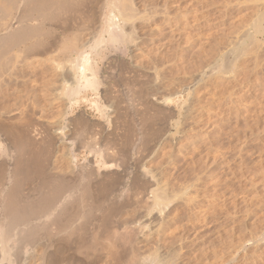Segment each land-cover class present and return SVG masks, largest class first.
I'll return each instance as SVG.
<instances>
[{
	"label": "rangeland",
	"instance_id": "374dc122",
	"mask_svg": "<svg viewBox=\"0 0 264 264\" xmlns=\"http://www.w3.org/2000/svg\"><path fill=\"white\" fill-rule=\"evenodd\" d=\"M82 2L46 25L56 59L0 61L4 126L51 131L48 172L81 171L63 175L88 189L78 211L92 217L75 221L82 236L28 247L24 264H45L46 249L48 264H264V0ZM74 40L91 86L69 58ZM6 135L0 180L16 155Z\"/></svg>",
	"mask_w": 264,
	"mask_h": 264
},
{
	"label": "bare ground",
	"instance_id": "6f19581e",
	"mask_svg": "<svg viewBox=\"0 0 264 264\" xmlns=\"http://www.w3.org/2000/svg\"><path fill=\"white\" fill-rule=\"evenodd\" d=\"M82 1H84V0H0V61L2 60L1 64L3 65V62H5V61H3L4 58L10 59V60L13 58V56L10 55V53L13 50H16V51L18 50L17 53L22 52V53H20V56H21V54H23V58H30V57L32 58V56H35V57L36 56H42L44 54H50L51 52H54L55 49H51L52 47L51 48L49 47L48 42L46 40V38L50 36V30L48 28H46V25L47 24L52 25L54 22H58V21H61V25L62 24L65 25L64 22H66L65 21L66 19L61 20V16H63L62 14L63 13L66 14V12L68 13L70 10L72 11L73 9L77 8L78 5L81 6L80 4L83 3ZM91 1L95 4L97 2H100V0H91ZM92 2H91V4H93ZM101 3L102 2H100V4ZM108 3H109V1H108ZM84 4L85 3H83V5ZM95 4H93V5H95ZM97 5H98V3H97ZM99 9H101V8H99ZM102 10H100V11H102ZM76 11H74V12H76ZM100 11H98V12H100ZM80 14H81V12H80ZM80 14L79 13L77 14L78 17ZM100 17H101V14H100ZM76 18H77V16H76ZM76 18L74 17V19H76ZM70 19H73V17L70 16ZM95 19H96V17H95ZM89 20H91V22H92V19H89ZM32 21H35L36 23H31ZM94 23H90L89 26L92 28ZM97 24H99V23H97ZM105 25H104V23L102 24V26H105ZM102 26H101V28H103ZM107 26H108V24H107ZM96 27H97V25H96ZM98 27H97V29L99 30ZM258 27L259 26H256V30ZM106 31L109 33V30H106ZM96 34L100 35V33H97V30H96ZM89 35H91V34H89ZM96 36H94V37H96ZM93 40H94V38H93ZM95 40H97V39H95ZM70 42H72V41H70ZM73 42L77 43L78 41L74 40ZM95 42L92 44H96ZM56 43H57V41H56ZM79 43H77L79 46V47L77 46V48H76L77 50H74L73 48H75V47L71 46V48L73 47L72 53H74V56L69 57V58H72L73 59L72 63H75L77 65L76 66L75 64H72L73 66L74 65L76 66L75 70H78L80 72V74L82 76L81 79L85 78L86 82L84 84L86 85V83H87V86H88V84H89V86H91V83H94V80H95L94 75L92 74L91 77L86 78V75H85V70H86L85 67L86 66L85 65H86V63H87V65H89V58H87L85 55V49L80 47L83 45H85V46H87V45L82 44V43H81L82 45H80ZM88 46H89V43H88ZM90 46H91V44H90ZM54 47L55 46L53 45V48ZM65 47L66 46H64V48ZM66 48H68V47H66ZM78 48H80V49H78ZM68 49L70 50V47ZM63 51L65 52L66 49H64ZM73 51H75V52H73ZM48 52H50V53H48ZM64 52H61V53L64 54ZM17 53H16V55H17ZM54 53H51V55L53 56ZM70 54H69V56H70ZM51 55H50V57H51ZM17 56H19V55H17ZM65 57H66V55H65ZM51 58H50V60H51ZM66 58H68V57H66ZM72 59H70V61H72ZM22 60H24V59H22ZM73 66H72V68H73ZM0 68H1V66H0ZM2 68H4V65ZM72 68H71V70H72ZM77 83H78V81H77ZM96 83L98 84V82H96ZM93 86H94V84H93ZM95 86H97V85L95 84ZM15 87L12 86L13 89ZM76 87L78 88V86H76ZM76 87L73 88V92H74V89L77 90ZM0 93H2V91ZM13 94H15V93L13 92L12 95ZM3 96H4V94H3ZM3 96H0V97H3ZM0 101L2 102V100H0ZM5 106H8V105L5 104ZM9 107H10V105H9ZM1 109H3V107ZM5 111H6V109H5ZM33 112H34V110H33ZM3 113H4V111H3ZM10 113H11V111H10ZM10 113H7V114H10ZM3 115H5V114H3ZM8 117H9V115H8ZM12 117H15V116H12ZM4 118L6 119V117H4ZM4 118L2 117V119H0V128L6 132V134H7L6 137L9 134V135H11L10 137H12L14 139L12 141H14L13 145H14V151L16 153V155H15L16 157L11 154L12 157L15 158L14 166L12 165L13 170H11L12 172H10V174H8L10 170L6 171L7 172L6 174L9 175V176L7 175L8 178L6 177L7 179H4L5 177H3L2 178L3 181L0 180V264H24L25 262H24L23 256L26 253L25 251L29 249L28 247L37 246L38 245L37 243L41 239L42 240L44 239L45 241H47V246H50V247L54 246V245H56L55 244L56 241L59 242V240L56 239V237L58 236V238H59L60 233H61V236L64 235V237H66L67 239L69 237L75 236L77 233L79 234V236H82V235H80L81 232L80 233L76 232V231H78L75 229L77 226H74V225H76L77 220H79L81 223H83V221H84V223H85L88 220L90 221L92 217H91V212L89 210L84 211L85 210L84 209V210H82L83 212H79L81 210L78 211V209L80 207H82V206H80V202H81L82 196H83L82 194H86L88 189L86 191L83 190L82 194L81 193L78 194V188H77L78 182L77 183L74 182V180L70 179V177H69V176H71V175H69L70 173L73 175V178H74L75 176H78V173H81V171L76 173L77 170L75 171L74 167H72V166H70L71 167L70 168L69 163H68V164H66L68 166L63 167L61 169L62 175H60V174L58 175V174L48 172V168L51 164L50 161L48 160V157H53L54 156L53 154L55 153V151H54L55 150L54 149V146H55L54 140L55 139L53 137V134H51V131L49 129H47V130L44 129L43 131H40L39 129H35L34 127H32V129H30L29 124L23 126L22 128H16V126H14V125L12 126L11 124H10L11 126L8 125V127H7V125L4 126L5 122H2V120ZM75 129L76 128H74V131H76ZM78 131H76V132L79 133ZM71 135H73V138L75 139L74 136L77 134L75 133V135H74L72 132ZM4 136H5V134H4ZM54 136H56V135H54ZM79 136L82 139V135H79ZM69 137H72V136H69ZM36 139H41L40 142L38 143L39 146L41 147L40 150L38 149L39 146L36 145V142H38L39 140L37 141ZM83 139L85 140V138H83ZM86 141H87V139H86ZM89 143H90V141H89ZM35 145L38 147H36ZM90 146H87V147H90ZM11 147H13V146H11ZM106 149L109 150L108 147ZM6 151H7V149H6ZM109 152H110V150H109ZM109 152H106L107 156L110 155V154H108ZM113 152H115V151H113ZM7 154H9V153H7ZM45 154L47 155V157L43 158V156H45ZM89 155L92 156L93 154L91 155V153H90ZM111 155H114V154L111 153ZM70 158H71V156H70ZM102 159H104V158H102ZM73 160H72V162H73ZM89 161L90 160H88V162ZM104 161H103V163H100V164L104 165V167H106V164H108V165L110 164V162H108V160H106V162H104ZM91 162H89L90 166L87 163H86V165H88L89 167H93V166H91ZM4 164H6V163H4ZM111 164H112V162H111ZM111 164H110V166L113 165V164L112 165ZM95 166L98 167V160H97V162L95 161ZM65 168L67 170L69 169L68 170L69 173L66 172L67 170L65 171ZM98 168H100V167H98ZM97 170H99V169H97ZM64 171H65V174L67 173L69 175L68 177L65 174L63 175ZM92 171H93V168H92ZM79 176H82V175H79ZM34 179L35 180L38 179V182L36 181L37 183L34 185L33 190L31 192L27 193V195L26 194L23 195V185H24L25 181L34 180ZM78 180L79 179H77V181ZM81 180H82V178H81ZM4 181H9L10 185L8 187H6L5 183H2ZM158 188H157V190H158ZM161 194H163V193H161ZM157 197H158V195H157ZM157 197H155V198H157ZM163 197H164V195H163ZM163 197H161V198H163ZM91 204H92V202H91ZM95 209L93 211H95ZM159 210H161V209H159ZM80 218H82L83 221L80 220ZM93 218L95 219V217H93ZM104 218H105V216H104ZM167 224H169V223H167ZM90 225H92V223H90ZM86 226H88V225L86 224ZM83 227H85V224L84 225L81 224L80 226L78 225L79 231H82V232L85 231L86 228H83ZM80 228H82L84 230H82ZM74 232L76 233L75 235H74ZM78 234H77V236H78ZM61 238H63V237H61ZM67 239H65V240H67ZM60 241H62V240H60ZM35 244H37V245H35ZM45 248H47V247H45ZM56 248H58V246ZM49 250H50V248H49ZM54 251L56 252V250H54ZM51 254L52 253L50 251H48L47 249L43 252L42 260L44 261L45 264L50 263L49 260L51 259L50 258ZM55 255L57 256V254H55Z\"/></svg>",
	"mask_w": 264,
	"mask_h": 264
}]
</instances>
